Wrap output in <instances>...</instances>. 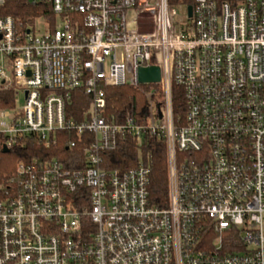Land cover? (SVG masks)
Returning a JSON list of instances; mask_svg holds the SVG:
<instances>
[{
    "label": "built area",
    "instance_id": "1",
    "mask_svg": "<svg viewBox=\"0 0 264 264\" xmlns=\"http://www.w3.org/2000/svg\"><path fill=\"white\" fill-rule=\"evenodd\" d=\"M27 1L54 19L0 15V89L14 104L0 108V150L61 141L82 148L81 165L18 161L0 184V264H264V0ZM150 65L152 91L138 82ZM123 85L146 99L144 122L106 113L105 87ZM73 89L89 98L78 120ZM147 136L165 143L164 207L148 198ZM125 138L135 163L108 167Z\"/></svg>",
    "mask_w": 264,
    "mask_h": 264
},
{
    "label": "trees",
    "instance_id": "2",
    "mask_svg": "<svg viewBox=\"0 0 264 264\" xmlns=\"http://www.w3.org/2000/svg\"><path fill=\"white\" fill-rule=\"evenodd\" d=\"M169 2L172 4H185L188 0H170ZM41 14L52 23L54 16L49 4L34 5L27 0H7L5 5L0 7V15L15 16L22 22H26L29 16ZM104 90L105 99L107 100V114L114 116L116 121L130 119L139 123L144 122L146 99L138 88L123 85L116 87L107 86ZM172 97L173 112L183 116L185 113V97L181 87L173 84ZM88 104L89 98L85 96L83 90L73 89L66 103V116H72L76 120L80 119ZM13 105V91L0 89V108ZM144 142L143 152H148L151 156L148 198L152 204L164 207L168 201V169L166 166L165 143L153 136H147ZM81 149V147L75 148V150L67 149L66 145H63L61 141L54 146L45 148L34 137L19 140L10 146L8 150H0V184L14 171L19 160L32 162L33 159L44 160L55 157L64 161L67 166H80ZM105 157L110 168L123 169L132 167L136 161L135 142L125 138L114 151L107 153ZM76 207L77 209L81 208L80 205ZM228 250L230 252L234 251L231 248Z\"/></svg>",
    "mask_w": 264,
    "mask_h": 264
},
{
    "label": "water",
    "instance_id": "3",
    "mask_svg": "<svg viewBox=\"0 0 264 264\" xmlns=\"http://www.w3.org/2000/svg\"><path fill=\"white\" fill-rule=\"evenodd\" d=\"M189 14L191 13L190 6L188 7ZM160 79V69L156 66L150 65L145 66L144 68L139 67L138 68V82L140 84L145 83H158ZM7 148H4V151H6Z\"/></svg>",
    "mask_w": 264,
    "mask_h": 264
},
{
    "label": "rangeland",
    "instance_id": "4",
    "mask_svg": "<svg viewBox=\"0 0 264 264\" xmlns=\"http://www.w3.org/2000/svg\"><path fill=\"white\" fill-rule=\"evenodd\" d=\"M37 29H38L40 32H42V30H43V28H42L41 26H36V30H37ZM148 90H149V91L155 90V85H154V84H153V85H149V86H148ZM15 103H16V109H19V108L22 107V105H23V97H22L21 94H19V95L17 96Z\"/></svg>",
    "mask_w": 264,
    "mask_h": 264
}]
</instances>
